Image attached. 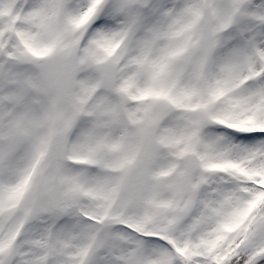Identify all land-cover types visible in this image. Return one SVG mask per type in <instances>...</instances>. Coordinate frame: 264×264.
<instances>
[{"label": "snow or ice", "instance_id": "obj_1", "mask_svg": "<svg viewBox=\"0 0 264 264\" xmlns=\"http://www.w3.org/2000/svg\"><path fill=\"white\" fill-rule=\"evenodd\" d=\"M0 264H264V0H0Z\"/></svg>", "mask_w": 264, "mask_h": 264}]
</instances>
